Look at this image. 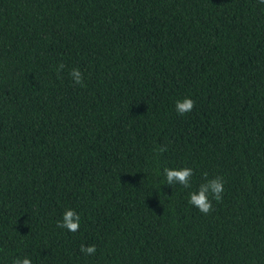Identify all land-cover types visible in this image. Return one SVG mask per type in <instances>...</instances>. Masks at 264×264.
<instances>
[{"label": "trees", "instance_id": "trees-1", "mask_svg": "<svg viewBox=\"0 0 264 264\" xmlns=\"http://www.w3.org/2000/svg\"><path fill=\"white\" fill-rule=\"evenodd\" d=\"M184 167L191 188L166 185ZM217 176L205 215L189 193ZM17 257L264 264V4L0 0V264Z\"/></svg>", "mask_w": 264, "mask_h": 264}, {"label": "clouds", "instance_id": "clouds-1", "mask_svg": "<svg viewBox=\"0 0 264 264\" xmlns=\"http://www.w3.org/2000/svg\"><path fill=\"white\" fill-rule=\"evenodd\" d=\"M260 4H264V0H258ZM65 65L61 63L57 68V71H62ZM74 83L76 85L84 86L83 74L79 68H73L70 72ZM176 111L179 115L183 116L190 113L195 107V101L190 97H185L182 101H176ZM159 153L166 151V147L161 146L158 150ZM163 175L166 180V185L176 186L181 185L184 188H191V181L194 175V170L189 167L173 169L164 168ZM207 177V173H205ZM225 191V181L222 177H215L210 180H206L202 183L198 191L189 193L188 203L195 206L201 213L207 215L214 210L212 200L214 199L217 203L223 199ZM80 214L74 209H67L63 214L62 220L57 221V227L67 229L69 232H77L80 229ZM80 251L85 255H94L97 252L95 244L90 246L81 245ZM13 264H32V260L28 257L19 258L17 257Z\"/></svg>", "mask_w": 264, "mask_h": 264}]
</instances>
